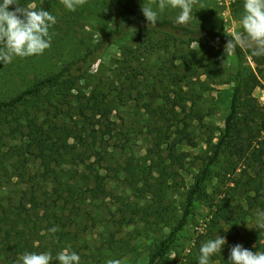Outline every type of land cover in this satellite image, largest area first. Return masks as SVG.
<instances>
[{"label": "rangeland", "instance_id": "rangeland-1", "mask_svg": "<svg viewBox=\"0 0 264 264\" xmlns=\"http://www.w3.org/2000/svg\"><path fill=\"white\" fill-rule=\"evenodd\" d=\"M125 2L142 16L143 4L156 8L152 0ZM18 4H34L37 10L42 7L55 16L56 23L49 29L51 46L43 54L15 57L8 64L0 62V72L8 71L0 76L3 78L0 79V99L14 96L24 88L25 81L57 72L67 62L93 49L110 28L107 11L93 6V0H87L75 11L67 10L61 0H24ZM243 4L244 0H198L187 24L204 26L232 37L234 32L242 31L239 21L244 13ZM179 11L166 7L158 13V19L171 18L176 23ZM162 38L157 35L154 39ZM136 47L134 36L104 45L68 103L52 101L61 111L57 125L66 124L71 132L68 143L72 153L64 156L61 165L60 161L50 165L61 184L52 176L43 182L41 174L45 167L26 152L24 132L15 131L23 130L26 113L19 109L13 116L0 118V264H16L20 256H14L6 247L9 244L14 250L13 232L30 220L39 221L42 249L51 247L48 239L52 234L69 232L71 241L64 248L77 253L80 264H106L108 259H119L122 264H147L150 248L168 228L156 231L155 226L149 227L138 217L131 225L119 224L123 202H137L142 186L137 183L140 175L138 179H130V170L143 164L152 165L149 183L163 182L168 224L173 226L181 218L194 178L212 155L211 144L217 143L229 114L236 73L234 58L230 52H225V47L208 46L215 56L211 60L221 71L219 75L208 76L196 63L205 52L198 45L166 43V48L156 45L143 56L134 52ZM182 56H189V64L182 62ZM245 59L247 73L254 72L250 57L246 55ZM186 66L193 69L188 72ZM15 69H18L17 75L13 77L10 74ZM252 96L264 105V84L257 87ZM92 98L107 102L112 111L108 120L97 123L100 118L96 117L89 121L86 119L89 111H85V117L80 115V104ZM43 100L34 103L30 112L39 111V122H43L41 109L48 108L49 118L54 122L55 108L40 106ZM159 162L166 171L163 175L162 167H157ZM233 162L234 159L223 154L211 167L205 185L209 198L194 203L169 254V264H189L190 261L185 260L188 254L191 259L199 257L201 245L219 235L218 231L213 236L209 232L211 210L213 202L228 193ZM97 173L103 177L107 195L95 196L91 191ZM238 173L239 170L235 175ZM242 205L251 212L245 226L249 231L256 230V209L250 208L248 201L243 200ZM54 227L58 230L49 233ZM224 230L229 231L228 227ZM109 232L114 235V244H110ZM227 244L226 239L218 253L220 259L213 260L215 254L209 264L226 262L224 259L229 258L230 252Z\"/></svg>", "mask_w": 264, "mask_h": 264}, {"label": "trees", "instance_id": "trees-1", "mask_svg": "<svg viewBox=\"0 0 264 264\" xmlns=\"http://www.w3.org/2000/svg\"><path fill=\"white\" fill-rule=\"evenodd\" d=\"M22 1L24 0H17L18 3ZM93 6L106 10L108 13L110 28L104 34L103 39L93 49L87 50L82 56L67 62L57 72L29 81H25L23 77L22 81L25 83L22 90L14 96L0 99V118L13 116L19 109L26 113L23 130L15 131L24 132L26 152H30L45 167L41 174L44 183L49 176H52L56 183L61 184L59 177L54 169L50 168V165L52 162L58 164L59 161L61 165L65 161L64 156L72 153L68 143L71 132L66 124L65 126L57 125L61 111L52 104V101L57 100L56 104L68 103L71 93L84 79L86 70L93 61L97 60V55L104 45L122 41L128 36H134L137 40V47L134 52H139L141 56L150 53L156 45L166 48V43L198 45L205 49V52L197 60V66L203 68L204 73L208 76H214L221 74V71L217 68L216 63L211 60L215 56L208 46L225 47L227 41L232 38L204 26L177 24L171 18L158 19L156 27L148 26L145 17L134 10L131 4H127L125 0H93ZM12 8L13 6H9V10ZM157 35L163 36V38L155 40ZM134 52L132 53L134 54ZM174 53L177 55V51ZM230 53L234 58L236 73L232 81L233 92L229 114L217 143L211 144L212 155L207 157L206 164L194 178V183L186 197L184 209H182L181 218L173 226L167 222L166 209L168 208L164 203L165 188L163 182L149 183V178L152 177V165L143 164L142 167L131 168L130 170V179H135L140 175L137 183H142V186L138 190L140 195L137 197V202H123L124 208L119 209L122 214L119 224L122 226L131 225L138 217L141 220L144 219L143 221L149 227L155 226L154 230L156 231L168 228V232L162 234L150 248L147 264H169V254L191 215L194 203L209 198L205 185L210 178L211 167L223 154L235 160L232 165L233 177L227 186L228 193L222 199L213 202L209 232L213 236V233L218 231L220 236L227 239V248L229 249L230 246L243 244L244 248L253 252H264V229L256 228L254 231L251 230L252 232L247 229L245 220L251 215V212H248L242 205L243 200L248 201L251 203L250 208L256 209V213L264 211V105L259 104L252 96L253 91L264 84V56L255 57L251 54L250 49L239 46L234 53ZM246 55L251 59L254 72L247 73ZM207 56L211 58H207ZM180 59L186 65L190 62L189 56H182ZM189 69L193 68L186 66L188 72ZM17 70H11L10 75L16 76ZM7 72H0V76ZM133 78L136 79L137 76L134 74ZM41 98L44 100L39 103L40 106L55 108L54 122L49 118L50 109L48 108L45 110L42 107L41 109L45 117L43 122H39V111L30 112L34 103H37ZM106 103L103 99H88L84 105L80 104V115L85 117V111H89L90 116H86L89 121H94L96 117L100 118H98L97 123L103 119L108 120L112 111ZM147 112L151 116L149 106H147ZM3 119L8 122L7 119ZM188 141L190 145H194L192 140ZM148 153L151 154L152 150H148ZM157 167H162L161 162L158 163ZM237 170L239 173L235 175ZM90 172L92 171L90 170ZM165 173L166 171L162 167L161 174ZM81 179L86 180V177L81 176ZM102 181L103 177L99 176L98 173L95 174V187L91 190L95 196L107 195ZM130 183L132 182L130 181ZM142 201L144 202L141 204ZM42 204L44 206L45 202ZM53 217L56 219V216ZM49 220L48 217L46 221L49 222ZM22 226L23 228L13 232L14 250L12 251L13 248L9 244L6 250L11 251L14 256H21L25 252L41 253L47 251L53 257L52 264H59L56 256L64 249L65 244L71 241V234L65 231L52 234L48 239L51 247L44 246L42 249L39 221H25ZM225 227H228L229 231H225ZM108 234L110 244H114L115 241L112 239L114 235L110 232ZM111 250L113 251V249ZM0 253H2V249H0ZM212 259H220L219 254L217 253ZM185 260L190 261L189 264H198V257L191 259V254H188ZM224 260L226 261L224 264H231L228 257ZM180 264H185V262H180Z\"/></svg>", "mask_w": 264, "mask_h": 264}, {"label": "clouds", "instance_id": "clouds-1", "mask_svg": "<svg viewBox=\"0 0 264 264\" xmlns=\"http://www.w3.org/2000/svg\"><path fill=\"white\" fill-rule=\"evenodd\" d=\"M87 0H61L69 11L84 5ZM156 5H142L141 12L148 26L156 27L158 13L166 7L179 9L177 24H187L192 19V9L198 0H152ZM9 6H13L9 10ZM244 13L239 21L242 31L232 34L225 45V52H235L239 46L248 48L255 57L264 56V0H244ZM56 23V18L42 7L37 10L34 4L20 6L17 0H0V62L11 63L15 57L25 58L40 55L50 48L51 35L49 29ZM257 227L264 229V211L257 212ZM58 229L51 228L49 233ZM44 234V233H42ZM226 239L217 234L215 239L203 243L199 249L198 264H209L210 257L220 253ZM50 252H25L16 264H51ZM59 264H80V256L64 248L57 256ZM229 261L231 264H264V252H253L240 244L230 246ZM106 264H122L119 259H108Z\"/></svg>", "mask_w": 264, "mask_h": 264}]
</instances>
